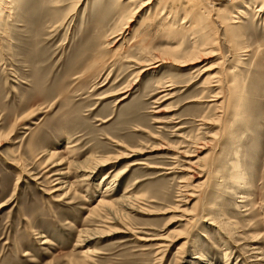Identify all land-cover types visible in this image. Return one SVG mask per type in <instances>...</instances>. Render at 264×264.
Returning a JSON list of instances; mask_svg holds the SVG:
<instances>
[{
	"label": "rangeland",
	"instance_id": "374dc122",
	"mask_svg": "<svg viewBox=\"0 0 264 264\" xmlns=\"http://www.w3.org/2000/svg\"><path fill=\"white\" fill-rule=\"evenodd\" d=\"M9 1L0 16V264H264L260 4L231 24L232 42L220 22L195 24L189 1L174 3L181 10L165 8L170 0ZM247 1L206 0L226 4L229 23ZM105 157L87 179L71 164ZM127 190L148 212L123 210L115 221L93 212ZM166 240L174 243L159 252Z\"/></svg>",
	"mask_w": 264,
	"mask_h": 264
},
{
	"label": "bare ground",
	"instance_id": "6f19581e",
	"mask_svg": "<svg viewBox=\"0 0 264 264\" xmlns=\"http://www.w3.org/2000/svg\"><path fill=\"white\" fill-rule=\"evenodd\" d=\"M8 1L9 0H0V16L2 15V10H4L5 8H6V2H7V5H8ZM13 1V0H12ZM78 1H81V0H78ZM152 1L153 0H143V2H144V4H141V7L143 6V5H149L150 3H152ZM179 2V1H182V2H184V1H189V5H192V7H190L191 8V11H189L190 12V14H194L195 12L198 14L197 16H198V19H196V20H194V23L195 24H199V25H203V27H201L202 29H206L207 27H208V25H211V23L212 22H214V21H217V22H220L223 26H224V29L225 30H227V32L229 33V37H230V39L231 40H229V41H232V37H233V34H234V32L236 31V27L235 26H232L231 24H235V23H241L242 21V17H244L243 15L245 14V8H248V4H253L254 6L258 3V4H260L259 5V10H257L258 12H260V13H263L264 12V0H253V1H247L245 4H244V7H239V8H237L236 10H235V13L236 14H233L232 15V18H233V21L231 22V23H229V21H227V20H225V18H222L223 16L221 15V13L220 12H222L223 10H225L226 9V7L225 6H227L226 4H220V3H214V2H210V4L209 3H207L206 2V0H170V1H166V3H165V1H164V3H165V8H167V4L169 3V2H171V3H173V6H174V3H176V2ZM10 2V1H9ZM182 2H180V3H182ZM11 3V2H10ZM13 3V2H12ZM183 4V3H182ZM12 5V4H11ZM188 5V6H189ZM209 5L210 6H212L211 8H210V13H209V15H207V16H204V14H207L208 13V11H209ZM222 5H224L223 7H222ZM164 6V5H163ZM173 6L170 8V10L172 9V10H175V9H180V5H179V7L178 6H174L175 7V9L173 8ZM185 5H183L182 7H184ZM188 6H187V4H186V8H188ZM251 6V5H250ZM164 8V9H165ZM140 9H142L143 10V8H140ZM181 10V9H180ZM163 12H164V10H163ZM233 13H234V11H233ZM169 14V13H168ZM172 14V13H171ZM186 14V13H185ZM223 14V13H222ZM191 15V16H192ZM216 15V17L214 18V16ZM3 16V15H2ZM4 17V16H3ZM168 17V16H167ZM187 16H184V18H183V22L182 23H185V21L188 19V18H186ZM193 17V16H192ZM0 18H2V17H0ZM171 18V17H170ZM195 19V18H194ZM1 20V19H0ZM149 20V19H148ZM166 20V19H165ZM131 21V20H130ZM129 21V22H130ZM146 21H145V19L142 21V23H141V25L142 24H144ZM151 22V21H150ZM217 22H216V25H217ZM220 23H219V25H220ZM214 24H215V22H214ZM140 25V26H141ZM215 26V25H214ZM219 27V26H218ZM221 27V26H220ZM139 28V27H138ZM137 28V29H138ZM209 29V28H208ZM233 42V41H232ZM236 43V42H235ZM154 66V65H153ZM156 66H157V64H156ZM150 68V67H149ZM151 69V68H150ZM146 70V69H145ZM141 71V70H140ZM144 71V70H143ZM142 72V71H141ZM216 82H218V81H216ZM216 85H217V83H216ZM165 88V87H164ZM168 88V87H167ZM162 90V89H161ZM163 90H166V89H163ZM121 93V92H120ZM128 93V92H127ZM126 97V96H125ZM125 97H123V98H125ZM123 98H121V99H123ZM216 99H219V98H215V99H213L212 101H214V102H216L217 100ZM214 105V104H213ZM219 105H221V104H218V106ZM217 106V105H216ZM236 107V106H235ZM236 112V111H235ZM234 113V112H233ZM226 114V113H225ZM229 114H231V113H229ZM236 116H237V114H235ZM234 115V116H235ZM230 116V115H229ZM226 118H227V116H226ZM229 118V117H228ZM233 118V117H232ZM234 118H236V117H234ZM202 121V120H201ZM235 121H237V118L235 119ZM205 124V123H204ZM209 137V136H208ZM224 137V136H223ZM238 150V149H237ZM132 152V151H131ZM135 151H133V153H134ZM184 153H186V152H177V155H175L173 158L174 159H178L180 156H183L184 155ZM239 153V152H238ZM180 154V155H179ZM186 155V154H185ZM184 155V156H185ZM223 156V155H222ZM221 156V157H222ZM223 157H225V155L223 156ZM222 157V158H223ZM222 158H221V160H222ZM109 159H111V157H105V158H102L101 160H95V159H90V160H88V162H84V163H75V162H71V164H76V168L79 170V171H83V175H82V179H87V178H89L97 169H99L101 166H105L106 164H110L111 163V161L109 160ZM223 159H225V158H223ZM218 161L220 160V157L217 159ZM226 160V159H225ZM182 161V160H181ZM184 163H186L187 164V167L186 168H184V170L185 171H188L189 173H191L192 172V168H194V164H193V162H191L190 161V159H189V161H183ZM133 164H135V163H132V164H130L131 166L133 165ZM237 164V161L236 162H234L233 163V166H235ZM59 166V165H58ZM196 167V166H195ZM238 167V166H237ZM168 169H170V168H168ZM198 170V169H197ZM113 171V170H112ZM126 171V170H125ZM124 171V172H125ZM111 172V171H110ZM109 172V174L108 175H106L104 178H103V180L102 181H104L105 183H106V185H105V187H106V189H105V191H107L108 193H110V191H112V185H113V183L114 182H112V181H114L113 180V178H112V180H110V181H108L109 179V177H110V175H111V173ZM124 172H122V175H124L125 173ZM194 172V171H193ZM237 172V171H236ZM124 173V174H123ZM127 173V172H126ZM55 174V173H54ZM54 174H52V175H54ZM121 174V173H120ZM193 174V173H192ZM195 174V173H194ZM193 174V175H194ZM51 175V176H52ZM56 175V174H55ZM61 175V174H60ZM116 174H113V177L115 176ZM193 175H191V176H193ZM194 177H196L195 175H194ZM235 178V177H234ZM184 182V181H183ZM60 183V182H59ZM64 184V183H63ZM184 187V186H183ZM63 187L62 186H56L55 188H54V190L53 191H55V190H60V189H62ZM185 191V190H184ZM106 195H109V194H106ZM184 195V194H183ZM188 195V194H187ZM188 196H190V195H188ZM142 197V196H141ZM141 197L138 195V194H134V193H131V192H129L128 190L124 193V194H122V196L121 197H119V198H114V199H100L99 200V202L97 203V205L95 206V209L93 210V212H96L98 215H101V214H104V216L109 220V221H115V220H117L118 219V215H119V213L121 212V211H123V210H127V209H131V210H133V209H135V208H142L141 207V204H142V202H141ZM142 199H143V197H142ZM143 210H144V208H142ZM143 212H148V210L146 211V210H144ZM188 222H190L189 220H187ZM187 222V223H188ZM212 224H214V223H212ZM216 225V224H215ZM82 231H87V229H84V230H82ZM98 231V230H97ZM94 232V231H93ZM92 232V234H94ZM95 232H96V230H95ZM101 232V231H100ZM91 235V234H90ZM84 237H85V239H88V238H90V236H88L87 234H84ZM159 239H164V238H159ZM84 240V239H83ZM168 241L166 240V241H161L160 243H158V245H157V250L159 251V252H164V251H166V250H168V248L172 245V242L173 241H171V242H168ZM174 243V242H173ZM167 252V251H166ZM165 252V253H166Z\"/></svg>",
	"mask_w": 264,
	"mask_h": 264
}]
</instances>
